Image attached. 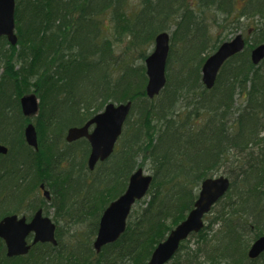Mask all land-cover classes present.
Masks as SVG:
<instances>
[{
	"label": "trees",
	"instance_id": "trees-1",
	"mask_svg": "<svg viewBox=\"0 0 264 264\" xmlns=\"http://www.w3.org/2000/svg\"><path fill=\"white\" fill-rule=\"evenodd\" d=\"M194 1L140 0L135 11L131 0H17L18 43L0 38V143L8 148L0 156V219L53 208L58 246L37 244L10 258L0 240V264H102L105 257L147 264L193 209L202 182L220 174L231 179L230 191L172 264H258L248 250L264 234V61L255 66L250 54L264 43V0ZM247 17L256 29L247 30L246 49L208 90L203 64L229 40L221 31L240 30ZM167 23L175 25L167 84L148 99L145 64L128 55L145 61ZM29 93L41 102L38 151L24 136L31 120L20 98ZM110 102H132L131 114L115 153L90 172L89 143L69 144L66 134ZM147 163L149 201L137 203L121 239L96 254L103 212ZM43 183L53 191L51 205L39 198Z\"/></svg>",
	"mask_w": 264,
	"mask_h": 264
},
{
	"label": "water",
	"instance_id": "water-1",
	"mask_svg": "<svg viewBox=\"0 0 264 264\" xmlns=\"http://www.w3.org/2000/svg\"><path fill=\"white\" fill-rule=\"evenodd\" d=\"M17 0H0V38L6 37L12 46L18 43L16 35L15 8ZM245 40L238 35L230 42L223 43L218 51L210 56L202 68V81L207 89L215 85L219 71L224 63L231 57L245 49ZM170 51V37L166 32L160 33L155 39L153 52L147 58L146 74L148 84L146 95L153 99L158 96L166 84V65ZM254 65H259L264 60V44L254 49L251 53ZM23 114L30 118L39 112V99L36 94L24 96L20 100ZM132 102L115 105L108 104L104 111L91 119L83 127L71 128L66 140L72 143L81 138H86L91 145V154L88 160L90 170H94L99 161L107 160L114 152L115 145L122 134L123 126L130 114ZM95 126L92 133L91 126ZM25 138L29 146L38 150V134L35 127L29 124L25 129ZM8 149L0 145V154H7ZM153 177L146 175L143 169L137 170L130 178L126 192L113 202L104 212L94 243V249L100 253L102 248L116 242L126 229V221L132 206L147 194L152 184ZM44 189V186H42ZM230 189V180L227 177L210 178L201 185L198 200L194 209L187 218L176 226L168 238L160 243L153 252L148 264H166L179 250L181 242L191 234L199 233L204 226L203 219L212 207L226 195ZM45 196H49L45 192ZM56 227L49 218L43 217L38 211L31 223L25 218L9 216L0 222V238L7 246V256L19 257L29 253L31 245L27 237L33 232V245L37 243H52L57 245L55 239ZM264 253V235L257 239L249 250V258L254 260Z\"/></svg>",
	"mask_w": 264,
	"mask_h": 264
},
{
	"label": "rangeland",
	"instance_id": "rangeland-1",
	"mask_svg": "<svg viewBox=\"0 0 264 264\" xmlns=\"http://www.w3.org/2000/svg\"><path fill=\"white\" fill-rule=\"evenodd\" d=\"M196 1V0H195ZM194 1V2H195ZM243 1L244 0H237V2H238V5L240 6L242 3H243ZM194 2H193V5H194ZM192 5V6H193ZM129 7H131V9L132 10H135V11H137V9L138 8H140V0H131V2H130V5H129ZM242 25L240 26V30H230L229 28L228 29H226V30H224V31H221V33H222V37H224V38H226V37H229V35H231L228 39L230 40V39H233L235 36H237L239 33H243L244 35H246L247 34V30L248 29H250V28H252L253 29V32H254V29H256V25H254V20L252 19V18H244L243 20H242V23H241ZM167 25H168V27H167V29H168V33H169V35H170V37H172V32L175 30V25H174V23L172 24V23H167ZM237 31V32H236ZM235 32V33H234ZM252 32V33H253ZM215 37V36H214ZM172 39V38H171ZM171 43H172V41H171ZM121 45V44H120ZM122 47H123V45H121ZM174 46H175V49H177L178 48V43H177V39H175L174 40ZM153 48H154V46H152V48H151V51H150V53L153 51ZM149 53V54H150ZM128 56H131V57H133V59H134V63L136 64V65H141L142 63H144L145 64V61H143V60H141L140 59V57H139V53H135V54H131V53H129V55ZM39 98V97H38ZM39 102H40V98H39ZM139 162H141V161H139ZM144 172L146 173V174H148V175H152V172L150 171V164L149 163H147L145 166H144ZM222 175V174H221ZM219 176V175H218ZM145 202L146 201H149V197H147L145 200H144ZM140 206L141 205H138V206H136V208H140ZM216 210H217V208H216ZM49 217H51V218H53V211L52 210H50L49 211ZM213 216V214L211 215V217ZM209 223L208 222H206V225H208ZM64 227L65 228H67V225H64ZM190 240V243H191V245H193L194 243H195V241H196V239H194V238H190L189 239ZM108 255H111V254H108ZM107 255V256H108ZM102 264H110V263H108V262H106V257H105V259L104 260H102ZM172 264V263H171ZM259 264H264V260L262 261V262H260Z\"/></svg>",
	"mask_w": 264,
	"mask_h": 264
},
{
	"label": "flooded vegetation",
	"instance_id": "flooded-vegetation-1",
	"mask_svg": "<svg viewBox=\"0 0 264 264\" xmlns=\"http://www.w3.org/2000/svg\"><path fill=\"white\" fill-rule=\"evenodd\" d=\"M0 156H2V155H0ZM42 186H44V189H42ZM45 191H47V192H49V197H46L45 195H44V192ZM39 198L40 199H44L46 202H48V205H51V201L53 200V198H54V195H53V191L49 188V187H47L46 185H45V183H43L41 186H40V189H39ZM40 209H38L36 212H34L33 214H25V215H18V214H14V215H17V216H19V217H21V218H26V220L28 221V222H31L32 220H33V218H34V216L36 215V213L39 211ZM52 211H54L55 209H51ZM43 215L44 216H46V214H45V211H44V209H43ZM5 217H7V216H3L1 219H0V222H1V220H3ZM52 220H53V222H54V219L52 218ZM55 223V222H54ZM262 262V261H261Z\"/></svg>",
	"mask_w": 264,
	"mask_h": 264
}]
</instances>
